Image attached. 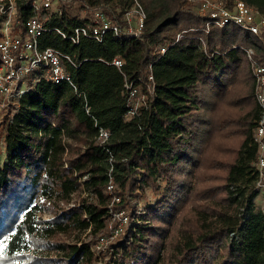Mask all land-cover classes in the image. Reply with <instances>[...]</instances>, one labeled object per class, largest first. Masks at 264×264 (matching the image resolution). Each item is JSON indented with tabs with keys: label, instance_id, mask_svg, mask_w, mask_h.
<instances>
[{
	"label": "trees",
	"instance_id": "16d2710c",
	"mask_svg": "<svg viewBox=\"0 0 264 264\" xmlns=\"http://www.w3.org/2000/svg\"><path fill=\"white\" fill-rule=\"evenodd\" d=\"M71 1L80 6L41 10L39 40L70 56L75 90L41 79L2 111L0 264H98L93 245L109 236L110 208H127L131 219L102 264H264V214L252 208L258 111L243 50L264 60L260 46L234 24L205 31L187 0H138L140 35L73 43L60 31L88 20L79 9L101 8L122 25L132 1ZM244 1L264 13V0ZM125 80L146 104L123 121ZM99 127L110 132L103 143ZM246 167L253 185L245 195ZM147 188L153 199L138 212L133 202ZM113 194L120 200L110 206Z\"/></svg>",
	"mask_w": 264,
	"mask_h": 264
},
{
	"label": "built area",
	"instance_id": "2783aa9c",
	"mask_svg": "<svg viewBox=\"0 0 264 264\" xmlns=\"http://www.w3.org/2000/svg\"><path fill=\"white\" fill-rule=\"evenodd\" d=\"M25 1L28 5L24 10V6L20 8L22 0H0V113L41 79L54 83L64 81L75 90L66 70V64L72 63L70 56L54 47L41 48L39 40L46 29L44 21L39 17L41 10L48 11V15L60 12V5L70 0ZM131 1V6L123 13L122 25L101 8L90 7L86 15L88 20L76 25L67 35L61 31L60 33L73 43H78L80 37L101 41L106 33L138 36L143 31L146 14L138 0ZM187 2L195 4L197 13L206 19L205 31H208L211 26L237 25L257 37L261 42L264 57L263 12L248 5L244 0H187ZM165 49V46H160L157 51L163 53ZM243 50L249 60L254 80V98L258 111L252 130V141L257 150L255 187L258 194L262 196L264 207V60L256 56L250 47ZM111 63L117 68L122 66L120 58H113ZM148 79L152 80L151 74ZM124 87L127 93V110L121 119L126 121L137 115L139 108L146 103L145 94L133 84V81L125 80ZM148 92L152 93V87L148 88ZM109 135L108 130L99 127L98 138L101 143L105 142ZM84 178L85 176L82 180ZM113 188L114 185L109 179L106 189L112 192ZM119 200V196L113 194L110 206ZM138 208L139 212L142 207ZM130 219L123 208L117 210L110 208V220L107 224L109 236L100 237L93 245L99 260L100 252L104 251L103 246H107L109 242L122 234L129 226Z\"/></svg>",
	"mask_w": 264,
	"mask_h": 264
},
{
	"label": "rangeland",
	"instance_id": "374dc122",
	"mask_svg": "<svg viewBox=\"0 0 264 264\" xmlns=\"http://www.w3.org/2000/svg\"><path fill=\"white\" fill-rule=\"evenodd\" d=\"M67 3H71L72 6L78 8V6H80V4L77 2V1H68ZM57 4V3H56ZM87 11L85 10H81L79 9V15L80 17H85L87 15ZM240 28V27H239ZM240 30L243 32L244 35H246L248 38H250L251 40H253L258 46H260V49H261V53L263 54V49H262V46H261V42L257 39V37L243 29L240 28ZM1 115L2 113H0V120H1ZM2 139H1V135H0V166L2 165V163L5 161V157H6V153L3 152V146H2ZM246 162H244L243 160H240L239 161V166L242 167L244 166ZM251 164V163H249ZM249 169L250 167H246L243 169L242 173H240V180L238 181V186L241 190H243V192L245 193V195L251 191L252 189V185H253V177L251 175V173L249 172ZM42 199V198H41ZM153 199V196L151 194V192L149 191V189L147 188L146 192H145V198L143 199H138L136 202L134 201L133 204L134 205H137V207H140L141 205H143L144 201L146 200H152ZM252 208H253V211L255 212H262L264 214V207H263V204H262V196L261 194H257L253 197L252 199ZM139 209V208H137ZM126 213H128L127 211V208L125 209ZM50 216V213H44L43 214V218H48ZM82 236H84L82 234ZM0 244H1V241H0ZM106 245L103 246L104 250H107V246L105 247ZM104 254V252H103ZM107 255L104 254L103 258H101L99 261H98V264H102L103 261H105L107 259Z\"/></svg>",
	"mask_w": 264,
	"mask_h": 264
},
{
	"label": "snow or ice",
	"instance_id": "6c2138e0",
	"mask_svg": "<svg viewBox=\"0 0 264 264\" xmlns=\"http://www.w3.org/2000/svg\"><path fill=\"white\" fill-rule=\"evenodd\" d=\"M2 245H0V255H2Z\"/></svg>",
	"mask_w": 264,
	"mask_h": 264
}]
</instances>
